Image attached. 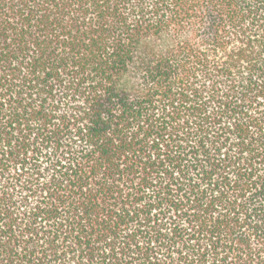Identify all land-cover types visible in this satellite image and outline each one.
<instances>
[{"label": "trees", "instance_id": "obj_1", "mask_svg": "<svg viewBox=\"0 0 264 264\" xmlns=\"http://www.w3.org/2000/svg\"><path fill=\"white\" fill-rule=\"evenodd\" d=\"M0 264H264V0H0Z\"/></svg>", "mask_w": 264, "mask_h": 264}]
</instances>
